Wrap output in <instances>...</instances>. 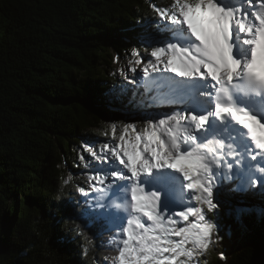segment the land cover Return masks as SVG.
Masks as SVG:
<instances>
[{
  "label": "snow or ice",
  "instance_id": "obj_1",
  "mask_svg": "<svg viewBox=\"0 0 264 264\" xmlns=\"http://www.w3.org/2000/svg\"><path fill=\"white\" fill-rule=\"evenodd\" d=\"M153 7L167 23L141 38L152 48L146 63L132 51L129 64H143V77L128 82L155 91L153 104L182 108L146 114L143 128L126 123L118 138L113 125L118 142L98 152L95 140L85 145L90 190L120 203L110 210L85 199L78 218L85 226L119 229L112 241L118 264H194L244 211L235 204L240 197L225 195L226 181L239 182L232 192L258 187L264 196V0H172L168 8ZM136 91L111 89L104 103L146 107L128 95ZM78 191L88 196L84 187ZM177 206L183 210L173 211Z\"/></svg>",
  "mask_w": 264,
  "mask_h": 264
},
{
  "label": "trees",
  "instance_id": "obj_2",
  "mask_svg": "<svg viewBox=\"0 0 264 264\" xmlns=\"http://www.w3.org/2000/svg\"><path fill=\"white\" fill-rule=\"evenodd\" d=\"M171 3L0 0V264H118L119 231L78 218L86 199L78 188L90 187L71 145L111 139L109 120L118 128L124 117L104 103L121 83L108 68L129 41L143 50L141 38L164 22L153 6ZM123 86L144 97L139 84ZM90 193L94 205L100 193ZM229 229L213 264H264V209L249 206Z\"/></svg>",
  "mask_w": 264,
  "mask_h": 264
},
{
  "label": "rangeland",
  "instance_id": "obj_3",
  "mask_svg": "<svg viewBox=\"0 0 264 264\" xmlns=\"http://www.w3.org/2000/svg\"><path fill=\"white\" fill-rule=\"evenodd\" d=\"M166 22L164 21L161 26L163 24H165ZM151 34L156 35L157 32H152ZM158 38H162V34L158 35ZM142 42V40H141ZM144 48L143 50L139 49L136 46V43L134 41H129L127 44V50H125L122 54L120 55H116L114 58V61L111 64V67L108 68V73L110 75H115V77H117L121 83L119 84V88H121V86H123L124 83L128 82L129 80L135 78V77H143V73H142V67L143 64L141 65H130L129 64V60L131 59V53L133 50L138 51L142 57L145 58V63L147 62V58L150 56V52L152 51L151 47L146 46L144 43H142ZM135 66L136 67V72L133 73L131 72L129 69L131 67ZM123 72V75L121 74ZM125 76L128 77V79H125ZM140 88L142 89L143 93L139 92L137 95V98L140 97L141 94L144 95V97H140L139 100H143V103L146 104V107H141V108H137L136 106H134L132 108V110H128V108H123L121 109V115L124 117L123 120H121L119 122V126L118 128H116V133H118V131L120 132V130L123 128L124 124L126 123H137V120H142L144 122L143 119H141V117L145 116L146 114H151L153 116H163L165 113L167 114H171L174 110L175 111H179L181 110L182 106L181 105H176V104H169V103H165V102H160L157 101L155 104L151 103V99L153 96H156V94H152V92L155 91H147L144 87L142 82L139 84ZM108 129L112 130V126L115 125V120L110 119L108 122ZM116 126V125H115ZM120 135V134H119ZM119 137V136H118ZM117 137V138H118ZM96 142V146L94 148V150H96L97 152L99 151V148L102 147V145L104 143H108V144H115L118 142V140H114L113 137H111L110 140L108 141H99V140H95ZM88 144L87 141H82L79 145L72 143L71 145V151L74 152V154H76V163L75 166L76 168H79L82 166V163H86L90 160V154L87 153L86 151H84L85 145ZM83 155L85 157L84 161L80 160V156ZM93 163H95V161H93ZM255 163V162H253ZM66 169L69 168V166L66 164ZM83 170L81 171L83 173V175L89 176L92 173V169L91 168H82ZM239 182L238 181H226L225 182V195L228 197H240V199L235 200V204L236 207L238 208H242V209H246L251 205H255V207L258 210L264 209V196L261 195L259 188L255 187L250 189L247 192H232L230 191V189H234L237 184ZM100 187H105V186H100ZM86 191H88V196L84 198H88V199H92L93 194L90 193V190L87 188ZM215 189H214V193H213V199L215 200ZM111 194L108 192H104V193H100L99 195V203L100 204H104L107 205L109 207V209L111 210V208L115 205L118 204L120 202L117 201H111L109 199H107L108 196H110ZM186 203H188L189 201L187 200V198H185L184 200ZM194 204V201L191 202ZM126 205V203H125ZM223 210V209H222ZM192 218L190 217V220ZM115 231H119V229H114ZM229 227L225 230L224 233H222L223 235V239H219L216 240L215 243L210 244L209 247L207 248L206 252H205V258H203L202 261L197 260L196 262H194V264H213L215 263V258H219L222 257L225 253V248L226 245L229 243V238H230V234H229ZM213 239L215 240L216 238L213 237Z\"/></svg>",
  "mask_w": 264,
  "mask_h": 264
},
{
  "label": "bare ground",
  "instance_id": "obj_4",
  "mask_svg": "<svg viewBox=\"0 0 264 264\" xmlns=\"http://www.w3.org/2000/svg\"><path fill=\"white\" fill-rule=\"evenodd\" d=\"M125 172H126V170H125ZM129 175H130V174H129ZM176 196H177V198H179V191H178V188H177ZM114 200H116V199L113 198L111 201H114ZM124 203L127 204V202H124ZM184 203H185V204H188L189 202L186 203V202L184 201ZM181 210H183V208H182L181 206H177V207H175V208L173 209V211H181Z\"/></svg>",
  "mask_w": 264,
  "mask_h": 264
}]
</instances>
